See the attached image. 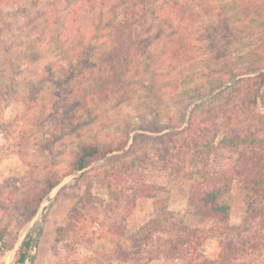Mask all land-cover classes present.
Masks as SVG:
<instances>
[{
	"label": "rangeland",
	"instance_id": "1",
	"mask_svg": "<svg viewBox=\"0 0 264 264\" xmlns=\"http://www.w3.org/2000/svg\"><path fill=\"white\" fill-rule=\"evenodd\" d=\"M53 1L56 4L49 10L51 19V13L58 12L60 20L68 23L67 33L72 37L89 31L90 17L105 7V0ZM214 7L213 0H160L159 19H155L152 32L138 34L141 42L122 36L125 40L121 45L118 40L108 43L109 48L94 59V64L80 69L62 86L56 82L60 67L54 56L17 64V53L37 20L27 22L22 16H13L11 7L0 8V39L5 40L0 46V71H5L7 84L14 82L8 92L4 88L6 96L0 98V227L6 228L5 240L13 246L11 250L0 247V264H14L18 252L24 249V237L38 232L37 247L25 264H135L124 253L135 249L129 238L152 218L154 200H137L127 218V235L118 238L110 225L113 218L117 222L121 210L111 208L107 185L112 177L108 178L110 164L104 158L66 176L32 219L25 212L26 202L36 195L44 175L54 169L60 173L65 170L81 141L92 137L118 139L128 126L137 127L154 116L173 124L178 110L189 104L190 110L212 97L204 92L209 75H216L213 66L219 65L208 38ZM145 43L147 48L143 47ZM128 45L133 49L130 54L125 48ZM7 47H11L10 53ZM145 52L158 56L164 65L159 88L154 92L145 86L147 81L141 80L142 73L137 69ZM208 57L213 58L211 66L205 62ZM237 59L241 61V57ZM9 60L16 65L11 71L14 81L8 77L10 67L3 65ZM48 65H53L54 75ZM148 142L154 144L142 173L149 182L168 187V208L178 220L191 229L207 231L211 218L198 215L190 197L194 182L202 180L179 177L162 167L157 142ZM236 157L233 146L221 144L214 161L232 163ZM223 201L231 208L230 224L244 228L247 205L243 184L235 180ZM223 232L210 230L201 247L202 254L211 260L222 250ZM253 255L263 259L264 247ZM147 264L167 261L154 259Z\"/></svg>",
	"mask_w": 264,
	"mask_h": 264
},
{
	"label": "trees",
	"instance_id": "2",
	"mask_svg": "<svg viewBox=\"0 0 264 264\" xmlns=\"http://www.w3.org/2000/svg\"><path fill=\"white\" fill-rule=\"evenodd\" d=\"M159 2L105 0L102 4L105 7L90 17L89 31L83 30L73 37L67 33L68 23L60 20L58 12L51 13L55 20L51 19L49 10L56 4L53 0H0V8L11 7L13 16H22L27 22L37 20L17 53V64L35 63L45 55L54 56L60 67L56 82L62 86L80 69L94 64V59L114 41L118 40L121 45L125 40L122 36L141 42L143 39L138 34L152 32L155 19H159ZM213 2L216 11L212 14L208 38L211 51L216 53L213 58H217L219 65H212L216 75H209L204 92L212 97L190 110V104L178 110L173 124L154 116L137 127L128 126L118 139L92 137L81 141L65 170L60 173L54 169L42 177L36 195L26 202L29 219L66 176L104 158L110 164L108 178L112 177L111 181L115 182L109 181L107 185L108 197L113 202L111 208L121 210L117 222L113 218L110 225V231L118 238L127 235V218L137 200L141 197L154 200L152 218L129 238L135 249L124 253L126 259L135 264H147L154 259L165 260L167 264H264V258L253 255L264 247V0ZM3 42L0 39V46ZM147 46L143 44L144 48ZM125 48L129 54L133 52L129 45ZM11 50L7 47V52ZM238 52L241 61H237ZM145 55L137 69L142 73L141 80L147 81L145 86L154 92L159 88L164 65L155 54L145 52ZM212 59L205 58V62L213 64ZM14 64L10 60L3 64L11 69L8 73L11 81L16 79L11 72L16 70ZM48 70L55 74L53 65H48ZM0 73V98H4V88L8 92L14 82L7 84L5 71ZM148 141L157 142L162 167L179 177L202 180L194 182L190 197L197 205L195 212L211 218L207 231L191 229L178 220L168 208V187L149 182L142 173L154 144ZM221 144L236 149L234 162L214 161ZM235 180L246 191L244 228L230 224L231 208L223 201V195ZM210 230L224 231L222 250L214 260L201 252ZM5 234L6 228L0 227V247L11 250L13 246L7 243ZM39 236L40 232L24 237V249L18 252L14 264H25L31 250L37 247ZM75 237L80 244L79 235Z\"/></svg>",
	"mask_w": 264,
	"mask_h": 264
}]
</instances>
